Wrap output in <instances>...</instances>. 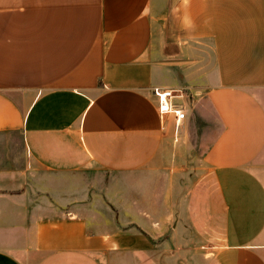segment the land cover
<instances>
[{"label":"crops","instance_id":"1","mask_svg":"<svg viewBox=\"0 0 264 264\" xmlns=\"http://www.w3.org/2000/svg\"><path fill=\"white\" fill-rule=\"evenodd\" d=\"M0 264H264V0H0Z\"/></svg>","mask_w":264,"mask_h":264},{"label":"rangeland","instance_id":"2","mask_svg":"<svg viewBox=\"0 0 264 264\" xmlns=\"http://www.w3.org/2000/svg\"><path fill=\"white\" fill-rule=\"evenodd\" d=\"M189 109L191 113L187 117L185 116L182 122L176 124L175 121L171 120V124L178 132V137H176L178 142L179 136L182 137L183 144L188 150L186 157L187 172H190V175L193 173L198 175L204 170L201 160L202 152L209 144L208 142L217 128L214 122L210 120V115L206 112L204 106H199V103H195L190 105Z\"/></svg>","mask_w":264,"mask_h":264},{"label":"built area","instance_id":"3","mask_svg":"<svg viewBox=\"0 0 264 264\" xmlns=\"http://www.w3.org/2000/svg\"><path fill=\"white\" fill-rule=\"evenodd\" d=\"M153 94L157 100V111L160 118H165L166 115H172L176 124L183 121L186 116V110L183 106H178L173 102V99L179 97L170 89L160 90L158 88L153 89Z\"/></svg>","mask_w":264,"mask_h":264}]
</instances>
